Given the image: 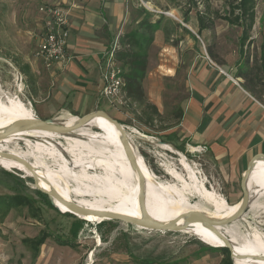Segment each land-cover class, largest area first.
<instances>
[{"label":"rangeland","instance_id":"obj_1","mask_svg":"<svg viewBox=\"0 0 264 264\" xmlns=\"http://www.w3.org/2000/svg\"><path fill=\"white\" fill-rule=\"evenodd\" d=\"M45 1L0 0V86L4 92L14 94L24 104H28L32 110L34 79L31 74H26L24 67L33 61L42 24L37 10L49 5ZM149 3L153 7L144 1L145 7L163 14L159 20L155 16H150L149 19L163 27L160 32L154 29L150 33L154 42L147 48V57L153 68L163 59L161 48L164 43L169 42L171 33L178 24L168 15L177 11L195 18L196 22L197 17H201L203 24L210 30H234V36L230 33L229 37H225L230 41L234 40L235 44L234 53L230 54V64L237 72L245 71V85L251 84L257 91L264 93V0H256L254 26L243 52H240L239 46L242 29L223 20L228 16L227 0H149ZM143 14H139L141 19L146 16ZM132 27L133 31L138 28L137 25ZM142 34L148 36L147 33ZM214 34L215 32L210 33L208 38H214ZM200 45L202 46L201 43ZM177 87L168 97L174 103L184 97L180 85ZM145 100L147 102L146 95ZM99 108L103 109L101 106ZM144 110V105L126 100L124 106H112L106 113L127 127L134 150L141 155L159 182L166 185L171 181L162 165L171 162L180 170L177 160L184 156L187 163L199 171L198 176L204 179L208 190H216L230 205L240 201L242 194L239 183L231 189L219 176L208 154L202 149L192 151L187 148L177 139L175 132L170 131L175 118L169 117L166 109L160 117H153L151 121L143 114ZM57 118L58 116L50 119ZM97 131L101 133L100 130ZM158 143L170 145L174 152L158 148ZM14 169L8 170L0 165V196L17 194L29 197L35 207L40 209L41 220L30 218L26 209L8 213L0 224V264H220L224 257L219 250L224 248H213L196 236L182 232L151 231L113 220L87 223L62 210L55 199L53 200L59 210L54 208L48 197L35 189L31 177ZM39 186L42 187L40 183ZM247 218L255 224L251 214H247ZM263 220L261 215L256 222ZM42 230L49 233L52 239L58 237L70 241L73 247L60 246L52 239H47L39 248L38 255L34 256L31 241L36 240Z\"/></svg>","mask_w":264,"mask_h":264},{"label":"crops","instance_id":"obj_2","mask_svg":"<svg viewBox=\"0 0 264 264\" xmlns=\"http://www.w3.org/2000/svg\"><path fill=\"white\" fill-rule=\"evenodd\" d=\"M144 1L152 6L149 0L45 1L69 9V60L50 70L35 59L25 65L26 74L34 79L35 117L44 120L61 114L82 117L97 110L108 112L110 105L101 96L99 63L118 37L141 21V8L157 20L163 16L145 7ZM168 16L178 24L169 42L163 44V59L156 68L148 59L143 92L160 115L166 109L175 118L170 131L177 139L189 149H204L232 189L251 160L264 156V112L252 100L261 95L255 86L245 85L230 64L235 44L225 37L234 36V30L200 28L198 20L177 11ZM156 29L160 32L163 27L158 24ZM212 32L215 37L209 39ZM178 85L184 97L174 103L168 97ZM258 176H251L252 187Z\"/></svg>","mask_w":264,"mask_h":264},{"label":"bare ground","instance_id":"obj_3","mask_svg":"<svg viewBox=\"0 0 264 264\" xmlns=\"http://www.w3.org/2000/svg\"><path fill=\"white\" fill-rule=\"evenodd\" d=\"M32 117L34 113L28 104H24L16 95L4 92L0 86V133L11 123ZM77 119L72 114H61L57 121L64 126H72ZM156 145L164 151L174 152L168 144ZM5 154L10 158L4 157ZM15 158L31 166L43 188L55 191L67 202L90 210L141 217L138 175L127 160L119 132L102 117L94 118L69 134L19 132L0 140V165L8 170L15 168L32 177V172ZM135 159L145 178V208L157 221L165 223L187 212H199L213 220H221L230 217L238 207V203L228 204L216 190H208L204 179L198 176L199 171L187 163L184 156L177 160L180 170L171 162L162 165L171 177L166 185L158 181L136 152ZM255 173H259V176L252 187L251 176ZM247 186L251 201L246 213L216 229L229 239L235 253L234 264H264V220L256 222L261 215L264 218L263 161L255 164ZM52 203L55 205L53 200ZM57 203L62 210L70 213L66 206ZM247 214H251L255 224L248 220ZM76 216L87 223L107 221L93 215ZM180 232L196 236L213 248L223 246L212 231L200 224Z\"/></svg>","mask_w":264,"mask_h":264},{"label":"water","instance_id":"obj_4","mask_svg":"<svg viewBox=\"0 0 264 264\" xmlns=\"http://www.w3.org/2000/svg\"><path fill=\"white\" fill-rule=\"evenodd\" d=\"M96 117H102L105 120H107L115 127V129L120 134V141L123 150L126 154L127 160L131 168L134 169L138 175V179H139L138 202L141 208V217L135 218L117 213L106 212V211L90 210L86 208H81L76 204L67 202L64 199H62L55 191H50V190L47 191L44 188L40 187L39 177H37V175L32 171L31 166L27 162L15 158L16 161L23 164L26 169L32 172L31 178L33 180L35 189L46 195L48 197L50 204L57 210L59 209L52 203V199H55L56 201L66 206L68 211L70 212L69 214L73 213L74 215L76 214L79 216L93 215L95 217L103 218L108 221L109 220L120 221L135 227H140L147 230L159 231V232H180L188 229L190 226L194 224H200L205 228L209 229L210 231H212L223 242V246L219 248H224L228 250L230 260L233 261L235 253L233 251L232 245L229 242V239H227L223 234H221L220 231H218L216 228L226 226L236 221L237 219L242 217L248 210L249 203L251 201V194L247 186L248 179L255 167L256 161L260 160L264 162L263 155L255 156L247 166L246 170L242 173L239 183L242 196L240 201L238 202V207L236 211L230 217L221 220H213L209 218L207 215L199 212H187V213H181L171 221L163 223L153 219L145 208V197L143 191L145 178L135 159L136 151L134 152L131 146L129 135L125 127L122 124H120L117 120L111 118L106 112L97 110L82 117H77L78 119L76 123L72 126H64L61 124V122L57 121L56 119H44V120L38 119L34 115V117H32L31 119H22L11 123L0 133V140H3L19 132L31 133L36 131H44L49 133H55L58 135L69 134L79 129L80 127L86 125L89 121L93 120ZM3 156L10 158V156L6 154Z\"/></svg>","mask_w":264,"mask_h":264},{"label":"trees","instance_id":"obj_5","mask_svg":"<svg viewBox=\"0 0 264 264\" xmlns=\"http://www.w3.org/2000/svg\"><path fill=\"white\" fill-rule=\"evenodd\" d=\"M227 5L229 9L228 16L224 17L223 20L228 24L239 26L242 29L239 46L240 52H243L244 47H247L246 43L249 41V34L254 26L256 0H227ZM141 12L146 16L137 24V30H132L118 37L115 59L122 70V77L124 80L123 95L125 99L130 102L144 105L146 110L142 112L148 117V120L151 121L153 117H160V114L153 105L146 102L142 82L146 77L148 69L147 48L153 42L150 33L158 28V24L157 22L152 23L149 20L151 15L148 12L143 9ZM229 16L233 18L231 19ZM197 20L199 27L205 28L202 18L198 16ZM142 32L147 33L148 36H145ZM237 76L245 80L246 73L245 71H238ZM257 92L261 94V96L264 95L261 90ZM119 123L121 124V122ZM53 202L55 203L54 200ZM22 209H26L29 217L33 220H41L40 209L35 207L34 202L29 197L17 194L0 196V224L4 222L10 211H20ZM47 239H52L51 235L42 230L40 236L36 240L31 241V249L34 256L38 255L39 248L44 245ZM52 240L57 245H68L73 247V244L68 240H63L58 237ZM219 250L222 251L224 255L220 264H232L228 250Z\"/></svg>","mask_w":264,"mask_h":264},{"label":"built area","instance_id":"obj_6","mask_svg":"<svg viewBox=\"0 0 264 264\" xmlns=\"http://www.w3.org/2000/svg\"><path fill=\"white\" fill-rule=\"evenodd\" d=\"M38 12L42 15V27L33 52V59L38 61L45 70H50L53 66L64 65L69 60L66 49L70 13L67 8L53 5L41 6ZM116 43L117 41L103 53L99 63L102 82L101 96L107 100L110 107H121L126 102L123 95L122 70L115 59ZM252 100L264 112V95L259 99L252 98Z\"/></svg>","mask_w":264,"mask_h":264}]
</instances>
